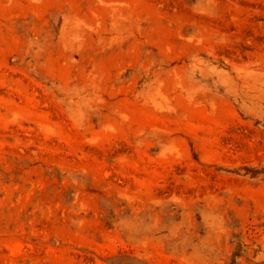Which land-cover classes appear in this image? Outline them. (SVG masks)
I'll return each mask as SVG.
<instances>
[{"label":"rangeland","instance_id":"1","mask_svg":"<svg viewBox=\"0 0 264 264\" xmlns=\"http://www.w3.org/2000/svg\"><path fill=\"white\" fill-rule=\"evenodd\" d=\"M0 264H264V0H0Z\"/></svg>","mask_w":264,"mask_h":264}]
</instances>
